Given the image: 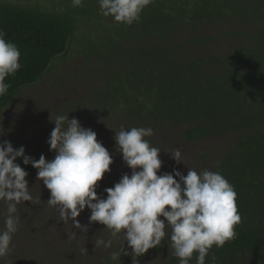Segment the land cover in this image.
<instances>
[{
  "label": "rangeland",
  "instance_id": "374dc122",
  "mask_svg": "<svg viewBox=\"0 0 264 264\" xmlns=\"http://www.w3.org/2000/svg\"><path fill=\"white\" fill-rule=\"evenodd\" d=\"M0 2L52 13H72L78 19L68 57L56 60L52 70L39 83L21 91L9 107L0 110V132H3L0 143L10 141L14 149L23 146L28 154H37L38 159L44 155L51 161L55 157L47 143L55 127L51 119L59 115L78 119L82 127L96 132L97 140L113 160L110 171L98 182L96 192L100 198L106 199L104 190L114 187L124 174L131 175L132 170L124 164L114 136L121 127L125 130L144 127L138 126L136 117L130 113L137 107V102H148L149 118L154 115L162 118L165 111L170 114L168 117L177 118L180 110L185 108V95L192 103L193 111L211 118L244 114L245 120L251 116L254 120L258 118L256 114L264 112V0H222L213 6L211 2L205 6L203 1L198 7L195 6L197 2L191 0L194 11L189 14L193 18L178 11L180 19L176 21L196 19L194 24L191 23L196 28L186 27L171 36L166 32V43L160 45L157 59L144 60L143 68L138 64L140 52L145 48L151 50L159 41L152 38L155 34L149 31L155 19L152 11L146 13L144 10L138 22L127 26L114 22L111 16L101 15L97 0H83L80 7H73L72 0ZM152 4L158 3L152 0L149 5ZM219 17L221 19L216 21ZM190 37L194 40L203 38L204 44L187 43ZM170 49L178 53L167 52ZM182 50L187 51L185 56L181 54L184 60L215 57L206 63H184L177 55ZM169 60L174 66L168 67ZM212 63L218 64V75L214 80L207 77L208 72H216L214 68L208 71ZM158 65L163 66L164 72L168 67L174 76L182 75L188 79L184 81L183 93L186 88L191 89L181 98L179 89L173 86L174 81L158 84L152 78L154 70L159 69ZM235 78L241 82L239 91L233 86ZM190 82L197 83V86L187 87ZM167 88L173 89L176 95L168 96L164 101L157 92L165 94L164 89ZM214 94L217 98L211 100L210 96ZM154 126V134L145 139L161 150L162 167L158 175L172 174L177 170L186 176L189 168L197 173L204 170L216 172L224 154L238 144L239 135L236 133L188 142L183 136L193 126L192 123H167L162 128ZM177 149L181 151L184 163L177 164L168 153ZM245 159H249L247 153ZM26 180L34 203L26 201L17 205L20 217L18 231L13 235L9 253L3 257L8 263L0 264H110L108 259L113 252L120 253V258L113 261L120 264L131 257L124 255L123 246L128 252L131 249L123 236L113 238L104 225L89 222L90 209L85 208L77 217L87 230L75 228L71 221H60L58 211L47 204L50 191L42 180H37V169L27 175ZM260 204H263L261 196L241 197L236 202L243 218H252L254 223L264 225L261 223L264 222V210L257 208ZM5 213L6 205L0 202V230L4 229L1 220L5 219ZM168 232L170 230L166 229V235ZM97 239H111L113 242L109 248H95ZM262 239L264 227L258 231L252 244L256 257L261 260L264 259ZM170 253L150 256L147 252L140 259L153 257L145 264H179L167 263Z\"/></svg>",
  "mask_w": 264,
  "mask_h": 264
},
{
  "label": "clouds",
  "instance_id": "9594fccd",
  "mask_svg": "<svg viewBox=\"0 0 264 264\" xmlns=\"http://www.w3.org/2000/svg\"><path fill=\"white\" fill-rule=\"evenodd\" d=\"M97 2L101 15L131 26L140 20L152 0ZM82 4L83 0H72L73 7ZM5 36L0 30V97L10 87L6 78L14 76L21 67L18 47ZM51 120L55 124L47 141L55 152L51 161L44 155L38 160L26 156L23 146L14 149L10 141L0 143V202L6 205L4 229L0 230V258L9 253L13 235L18 231L17 205L34 203L26 180L28 173L16 163L18 157L23 158L24 165L37 169V180H42L50 191L47 204L58 211L60 221H71L75 228L87 230L77 217L85 208L90 209V223L104 225L113 238L123 236L131 249L128 252L123 246V252L132 257V264H139V258L149 249L161 245L166 229L170 230L171 255L179 259V264H190L194 254L196 264H205L213 246L222 248L235 238L241 216L233 185L219 172L208 170L197 173L189 168L186 176L177 170L158 175L161 150L145 139L154 134L151 127H121L115 132L117 150L132 171L114 187L104 190L105 199L97 195L96 188L113 163L109 151L97 140L96 132L82 127L78 119L59 115ZM168 153L177 164L183 162L179 149ZM112 242L97 239L95 248H109ZM119 258L120 253L111 254L113 261Z\"/></svg>",
  "mask_w": 264,
  "mask_h": 264
},
{
  "label": "trees",
  "instance_id": "16d2710c",
  "mask_svg": "<svg viewBox=\"0 0 264 264\" xmlns=\"http://www.w3.org/2000/svg\"><path fill=\"white\" fill-rule=\"evenodd\" d=\"M155 1L158 4L147 6L145 11L146 13L148 11L155 13V19H153L149 31L151 30L155 34V37L152 38H158L159 41L153 45L154 47L151 50L145 48L142 52H140L141 59L138 61V64L140 65L139 67H142L141 64H145L144 60L149 61L150 59L153 61L154 59H157V52L160 49V45L162 46L166 43L164 36L166 32L171 36L186 27H190L192 29L196 28L191 26V23L194 24L196 22V19H191L190 21H185L184 19L180 22L176 21L177 19H180V13L178 11H182L185 16L191 15L189 13L194 11L192 9L194 7L191 8L193 1ZM194 1L197 2L195 6L198 7L201 3H203V1L205 6L209 4L208 2H211L213 6V4L217 1L222 0ZM192 16L193 15H191L190 18H193ZM220 19L221 18L219 17L216 21H219ZM77 20V15L72 13H52L22 5H15L13 3L0 2V30L6 33L5 39L16 44L21 53L19 61L21 64L20 69L14 76L6 78L5 82L9 83L10 87L8 93L5 96L0 97V110L9 107L21 91L39 83L52 70L56 60L68 57L71 52V44L74 35L77 32ZM206 20L209 23L211 22L209 19ZM154 21H158L159 23H155ZM212 21L215 20L213 19ZM168 28L169 30H167ZM191 42L200 45L204 44L203 38L194 40L190 37L187 43ZM173 51V49H170L167 52L178 53ZM186 53L187 51L182 50L181 52L179 51V54H177L181 56L184 63L187 61L206 63L209 62L211 58L215 57L212 56L197 60H184L182 55L185 56ZM230 53L232 54V52ZM218 58H220V56ZM158 66L159 69H155L152 76L158 84H168L171 81H174L173 86L179 89L181 98L185 95L184 93H187L191 89L186 88L187 91L185 90L183 93V87L186 85L184 84V81H187L188 79L183 78L182 75L176 77L174 76L173 71H168L169 66H174L171 60H169L166 72H164L163 66ZM210 66L212 67L208 68V71L209 69L214 68L216 69V72H208L207 77L214 80L218 75V64L212 63ZM191 68L193 70L195 69V67ZM233 82V86L238 91L242 89L240 80L235 78L233 79ZM188 85L190 86L187 87H194L197 86V83L192 84L190 82ZM164 90L166 91L165 94L159 91L157 92V96H162L164 101H167L168 96L176 95L173 93V89L167 88ZM233 95H235L234 92ZM216 96L217 94L211 95V100L214 97L217 98ZM183 99L186 102L185 108L180 110V116L174 119H172V117H168L170 114L166 111L163 113L162 118H159L157 115L149 118V108L148 104H146L148 102H137V107L130 113L134 114L136 117L137 125H144L145 128L151 127L153 129V127H155L154 125L162 128L167 123L171 125L192 123L193 126L189 128L183 136V139H186L188 142L197 141L207 136L218 137L229 133L238 134V144L235 147H231L227 154H224L216 172H219L229 181L231 185H233L237 194L236 202L239 201L241 197L243 199H247V197L251 198L252 196H261L263 198V204H260L257 208L260 207L261 210H264V112L262 111L263 113L261 112L256 114V117L258 118L254 120H252V116L248 120H245L246 117L244 114L230 115L226 118H224V115L222 117H217V115H215V118H211L209 115L204 116L199 112L193 111L192 103L189 102L186 95ZM204 105L205 104H203L202 107ZM150 123H152L153 126H150ZM245 153H247L249 157L247 161L245 159ZM25 155L38 160L37 154H28L25 151ZM236 161H239L238 165L235 164ZM16 163L20 164L28 175L35 171V168H33L31 164H23L22 157H18ZM232 163L234 164L232 165ZM240 216L241 222L235 227V238L226 242L222 248H216L213 246L205 258V264H241L240 261H242L243 264L264 263V259L261 260L260 258H257L256 253L252 248L253 240L255 239L256 234L264 227V225L254 223L252 218H243V213L240 214ZM160 219H163V217H160ZM4 220L5 219L1 220V223H4ZM261 223L264 222L261 221ZM262 240L264 241V239ZM169 243L170 232H168L165 239L162 240L161 245L156 248L149 249L148 254L150 256H154L157 253L171 252L168 246ZM152 258L153 257H144L145 260H141L139 258V264H143L140 262H144L145 264ZM108 262L110 264H119L113 262L112 259H108ZM125 262L120 264H132V257H128ZM171 262L179 263V259L171 255L170 260L167 263ZM0 263L8 262H6L3 258H0ZM190 264H196L195 254L190 261Z\"/></svg>",
  "mask_w": 264,
  "mask_h": 264
}]
</instances>
